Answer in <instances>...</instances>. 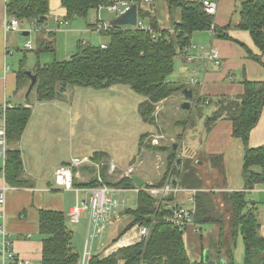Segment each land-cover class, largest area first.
<instances>
[{
	"label": "trees",
	"instance_id": "obj_1",
	"mask_svg": "<svg viewBox=\"0 0 264 264\" xmlns=\"http://www.w3.org/2000/svg\"><path fill=\"white\" fill-rule=\"evenodd\" d=\"M118 1L120 0H61L62 6L67 11V22L80 18L87 20L90 11L96 9V15L90 19L88 25L94 31L107 36L108 40L102 45L82 41L78 51L72 54L69 59L62 62L55 61L33 71L38 78L32 91L37 95L39 102L51 101L64 96L68 87L84 86L106 89L113 85L125 84L145 98L139 105L141 118L145 122L157 126L155 114L158 105L164 99L185 88L184 85L169 80L176 68V57L183 55L182 60L185 59L187 63H190L187 56L191 51L186 49L191 45L194 34L199 31H211L212 27H214L213 35L216 38L239 42L251 58L264 65V0L243 1L240 9L237 10L240 15L237 24H229L225 27L214 23V16L205 10L204 0H166L173 21V30L160 28L158 18L154 14L155 5H153L157 0L153 2L126 0L131 4L138 5L139 22L136 25L123 26L111 24L110 21L102 18V11L106 10L116 14V17L118 12H111L107 8L101 9L100 7L101 5H112ZM144 4H147L149 8L144 7ZM8 11L18 19H28L38 26L46 22L47 18L43 19V17H48L50 13V0H9ZM98 23H107L108 27L98 30ZM141 25L145 27H141ZM231 27L249 31L258 47V53L252 52L246 44L234 39L228 31ZM55 41L56 33L54 31L47 32L46 38L39 41L37 52H54L56 50ZM18 78L21 84L24 79L31 80L25 70L19 73ZM243 84L244 93L240 96H218L215 98L200 96L198 98L195 95L189 110L192 108L199 110L205 100L209 99L207 106L212 108L213 112L207 116L206 133L219 120L230 119L233 122L234 137L240 138L244 142L243 178L245 189L223 193L225 203L232 210L229 236L232 242L226 260L227 264H237L233 249L236 247L238 235L241 234L245 248L243 264H264V236L260 232V224L250 205V199H248V193L257 184L264 183V146L258 148L249 146L251 131L258 124L264 110V80L245 79ZM194 102L197 103L195 107ZM31 115L32 109L23 104L8 110L7 131L10 145L20 141ZM151 135H158V133L142 135L140 150L144 147L145 142L147 143L145 139ZM167 148V146H154L153 149L166 150ZM104 156L105 153L101 152L94 154L96 161ZM173 158L174 152L169 155L170 164ZM213 158L215 156L211 157V161ZM23 173L22 153L17 147L10 146L6 167L8 182L19 186L25 185L26 180ZM112 179L105 174L104 169L101 182L98 179H92L79 184L74 179V186L77 188L105 184L125 188L135 186L130 176ZM166 179L165 176L160 182L145 183L139 191L138 204L134 209L128 211L134 217L129 228L135 224L149 225L156 217L157 221L145 250L144 243L138 242L122 247L108 257L93 255L89 264H115L119 260H124L125 264H139L142 255L144 264H205V259L200 262L192 261L186 248L185 231L174 227L167 219L170 215L169 205L172 197L164 198L158 205L159 199L147 191L148 188L162 187L166 184ZM181 181L184 182V177ZM196 183L198 186H190L201 187L198 178H196ZM218 216L210 194L199 193L195 215L197 223L200 225L218 224L223 221L221 215L220 218ZM223 226L222 222V229ZM40 234L43 237L41 264H80L81 255L72 244L73 231L68 226V217L64 212L41 210ZM221 236L223 238V233ZM223 243V239H221L218 249H216L219 250V253H221L220 248Z\"/></svg>",
	"mask_w": 264,
	"mask_h": 264
},
{
	"label": "crops",
	"instance_id": "obj_2",
	"mask_svg": "<svg viewBox=\"0 0 264 264\" xmlns=\"http://www.w3.org/2000/svg\"><path fill=\"white\" fill-rule=\"evenodd\" d=\"M8 1L9 0H0V106L6 105L5 112L2 111L1 113L7 119V113L10 108L23 104L32 109V115L20 141L15 144H9V147L15 146L22 153L24 166L23 175L26 180V184L19 186L9 183L6 178L7 160L4 162L1 161L3 164H5V171H0V187L5 186L7 188L4 192L5 204L0 207V214L2 213L3 215H0V224H4L6 227L8 231V237L12 242V246L19 255H21L26 260L31 261L32 264H41L43 257V237L40 234V211H60L64 212L68 217L69 212L77 204V193L75 189L67 190L61 188L55 182L56 170L61 165L71 162L73 156L70 158L67 156L64 157V155L60 154H58L55 158L52 156V148L48 149L49 145L46 146V144L47 141H51V135L53 134L46 133V131L49 129H46L45 127L42 129L39 124H34V116L36 114L35 110L38 109V106L35 105V102L32 103L28 100L30 94L27 96V93L30 87V80L25 81L24 79V82L21 84L19 82L18 75L21 71H26L25 68L22 69V66H25L27 63V70L30 69L29 71L33 72L38 67H44L55 61L62 62L69 59L72 54L78 51L80 42L82 41H87L88 43L96 45L105 44L107 41L100 35L95 37V41L97 42H89L90 37L92 39V36H89V38H86L85 40H80V35L88 33L89 31L82 27V23L79 20L76 21V25L70 26L71 23L66 21L67 11L62 6L61 0H50V13L45 23L37 26L36 23L26 19L29 23V26H27L26 29L22 28V30L19 31L8 30L6 29V25H8L12 17H14V15H11L8 11ZM243 1L245 0H220L218 10L214 15V23L220 27H225L229 24H237L240 18L239 12L237 10L240 9L241 3ZM157 2L158 0L153 4L155 5L154 14L158 18L160 28L173 30V21L166 0H160V4H157ZM144 7L149 8L147 4H144ZM107 12L105 13V18L102 15L103 19L111 22L114 18H116V16L114 18L112 17L114 14ZM90 14L92 19V17L96 15V9L91 10ZM108 15L111 16L109 17ZM51 17H54L58 22L54 27H51L49 23V19ZM23 22V20H20L21 25ZM64 25L68 27L65 30L62 27ZM31 31L34 33L33 38L35 45H33L31 40H28L25 42L26 49L32 50L35 48L37 52L39 41H41L42 38H46L47 32L54 31L56 33V50L54 52H37V61H29L26 55H24L23 58H20L19 53L16 52L20 43L19 33L23 32V35L27 36L31 34ZM228 31L234 39L246 44L252 52L258 53V47L255 45L249 31L235 27H231ZM28 42H32V48L27 47ZM199 43H202L203 45ZM211 47H214L218 50L220 57L218 61L210 62L207 70H204V67L201 66L202 61L199 59L195 60L194 62H190L191 64H197V67H194V65L188 66L189 63H185V61L182 60L184 57L183 55L179 57L180 62L183 64L181 70H187L188 73L181 74V78L178 79V83L184 85L185 88H192L194 96L197 94H201L208 98H215L218 96H240L244 93L243 82L245 79L250 81L264 80V65L251 58L247 50L239 42L235 40L216 38L210 30L196 32L192 39L191 45L188 48L186 47V50L191 51L192 53H194V50H197V53L195 54L198 55L203 53V48L208 50ZM192 77L199 78L201 83L193 84L190 80ZM181 92L182 91L174 94L172 97L173 99H171L167 105L169 107H175L174 116L178 118V122H180V124H183L185 117L188 116L189 113L185 114V110L182 108L184 98L182 97ZM35 97L36 100V94ZM170 98L171 96L168 99ZM144 99L145 98L143 97L142 101ZM164 101H161L160 104H163ZM44 102L47 101L40 103ZM158 109L160 112L159 105ZM200 109L198 114L200 117L202 116V127H204L205 130L207 116L212 114L213 109L206 106H202ZM175 125L177 126L176 123ZM53 126H57V124ZM181 126L186 127L184 125ZM156 127L159 130H164V132H160L158 135H164L161 133H165L166 135L169 133L166 132V129L171 127V124L167 122L166 118L160 117V119L157 120ZM146 133L155 132L147 131ZM180 134L181 132H176L175 136ZM175 138L176 140L178 139L177 137ZM198 141L199 143L197 144V149L194 151L196 155L201 158L215 156L212 161L204 160V163H207V169L212 170V172L209 174V177L211 178L209 180H204L199 172H197V169L192 166L195 177L203 178V181L200 182L203 185L201 187L204 188V186L207 184L210 185L209 187H211L208 191L201 190L198 193H209L210 198H212L213 201V193L211 192H215V189H221L223 190L221 192L222 201L225 203L222 194L223 192H232L238 190L242 191L245 189V180L243 178L245 158L244 142L240 138L234 137L233 122L230 119L219 120L208 133L205 131L204 133L200 134ZM139 145H141V138ZM170 145V149L167 148L166 150H154L156 151L154 156H156V159L158 160L156 165L158 169L157 173H159L160 176L162 175L161 180L166 176V172L168 171L167 168L170 163L169 155L175 150V144L172 142ZM160 146L166 147L167 145L161 142ZM249 146L251 148L264 146V110L261 114L258 124L251 131ZM148 148L147 145H145V147H143L140 152L142 151L144 153H150V151L147 150ZM148 155L149 158L151 154ZM137 157L138 154L134 155V157L130 160L131 166H129L127 170H123L118 164L116 165V163L113 162L112 158L103 157L96 161L94 155H92V164L87 163V166L82 168H79V166L75 170V182L80 184L91 181L92 179H98L99 181V178L102 179L104 169L105 174L109 176L116 175V171L118 169L121 171L119 178H122L123 176L127 175L130 169H133V163H136L137 165V162H134ZM196 163L200 164L202 161L198 159ZM102 164L104 165L101 170L98 168L96 170L95 168L91 167V165L100 167ZM112 165L114 167L113 173H111ZM218 167L220 170L219 172L213 171L214 168ZM256 168L259 169V167ZM212 173H214V175ZM134 174L138 175L142 179L138 172L129 176L132 177ZM211 175H213V177ZM142 180L144 181V184L149 183L147 180ZM183 185L187 188H193L190 186L188 187V185L185 184ZM163 186L160 187V190L163 188ZM79 187L83 188V186ZM117 188L120 190L129 189L125 187ZM131 188L137 189L139 194V191L142 187H139L135 184V186ZM150 189L151 188L147 189L149 193H151ZM115 192L116 191H111L110 195L114 196ZM189 193V191H186L177 194V203L184 207L197 209V201L193 202L192 200H194V197L191 198V194ZM78 195L79 199L81 200H87L89 197V194L85 190H81ZM248 196V199H250L251 203L250 205L252 206L256 214L257 221L260 224V232L264 236V183L257 184L255 188L248 193ZM172 201H174L173 197L170 203ZM186 203H191L192 207L186 206ZM125 207L126 205L124 206L121 203L118 206H112L110 210L111 219L108 220L107 223L98 222L96 227L89 226V211L82 213L78 223H72L68 218V226L73 231L72 244L75 250L80 253V259H82L84 254L88 234H91L90 244L92 247V254L100 255L101 257H108L122 247L130 246L139 242V234L136 228L137 224L129 228L134 220V217L128 211L130 209H134L136 206L134 208L128 207L126 209ZM227 207L231 213V217H229L231 224L232 210L230 206L227 205ZM115 208L119 210H115ZM82 221H85L86 227L88 225L84 245L82 244V241L80 240V234L78 233L79 227L76 229V225L81 224ZM196 222V218H194L193 222L187 227L185 232V234H187L186 245H188L186 248L192 261L200 262L202 259H204V255L206 254L209 257V260L214 261L215 264H227L226 256L228 249H230L231 243H229L228 247H225V245L222 246L220 248L221 253H219V250H211L209 247L203 250L202 245L204 241H202V229L200 230L201 225L198 223V225H196ZM108 224L110 227L108 234L105 235L107 237L106 241L99 242L97 244L95 240L96 237L94 235L95 230L98 229V226L100 225L103 234ZM214 224L216 223H213V228L210 229H214ZM74 226L76 233H74L73 230ZM197 229L199 230L197 231ZM225 230L221 232L223 233L224 241L226 239L228 241L230 240L229 242H231L232 239L229 237L230 232H225ZM235 248L233 249V254L236 258ZM217 256H220V262L216 260Z\"/></svg>",
	"mask_w": 264,
	"mask_h": 264
},
{
	"label": "rangeland",
	"instance_id": "obj_3",
	"mask_svg": "<svg viewBox=\"0 0 264 264\" xmlns=\"http://www.w3.org/2000/svg\"><path fill=\"white\" fill-rule=\"evenodd\" d=\"M157 4H160V0H158ZM219 7V6H218ZM107 11H102V15L105 18V13ZM108 13V12H107ZM109 17L111 15H108ZM116 14L112 15L114 18ZM91 19V14L89 13V16L87 17V20L85 18H80L79 21L82 23V27H84L86 30H88V33H84L80 35V40H85L86 38H89V36H92V39L90 37L89 42H97L95 41V37L98 35L102 36L106 41L108 40L107 36L101 35L100 33L91 30L89 21ZM22 28H25L29 26V23L26 19H23ZM78 20L74 19L69 21L71 25H76ZM49 23L51 27H54L57 25V21L54 17H51L49 19ZM63 29H67L68 27L66 25L62 26ZM34 33L31 31L30 35L24 36L23 32L19 33L20 43L19 48L16 50L17 53H19L20 58H23L24 55L28 58L29 61H37L38 60V54L34 49H26L25 48V42L26 41H32L34 44ZM203 45L202 43H199ZM194 53H197V50L193 51ZM182 55H178L176 57V68L174 70V73L169 77V80L174 82H179L178 79L181 78V74L188 73L187 70H181L182 63L180 62L179 57ZM185 63L186 60L184 59ZM184 63V62H183ZM28 63L24 66H22V69L27 70ZM197 67L196 63L188 64V66ZM176 71V72H175ZM25 81H28L25 79ZM31 84V80H30ZM194 84V83H193ZM200 84V83H199ZM178 93V92H177ZM198 95V94H197ZM173 95L170 99L164 101L163 104H159L160 106V112L158 111V108L156 110V120L160 119V117H164L167 119V122L171 124V127H168L166 132H169L165 135L164 138L161 140L159 144H149L150 139H152L153 136H148L145 140V145L151 146L147 150L150 151V153H144L140 152V138L142 135H144L147 131L155 132L156 134H160V132H164V130H159L155 124L145 122L139 113V105L143 99V97L136 93L133 89L130 88V86L125 84H117L112 86L111 88L106 89H94L91 87H84V86H76V87H68L64 96L60 98H56L51 101H47L44 103L36 102L35 100V92L32 91L29 96V101L32 103L35 102V105L38 106V109L35 110L36 114L34 116V124L37 123L41 126L43 129L44 127L46 129H49L46 131V133L53 134L50 137L52 138L51 141H47V145H49L48 149L52 148V156L55 158L58 154L64 155L67 157L75 158V157H84L88 156L92 158V155H94L96 152L105 153L106 158H112L113 162L118 164L123 170H127V168L130 165L131 158L134 157V155L138 154V157L136 160H134L133 163V169H128L129 173L125 176H129L133 173H139V175L142 177V179L147 180L149 184L160 182L162 175L160 176L157 169V162L154 151L155 147L160 146V143L163 142L167 145V147L170 149L171 145L170 143H178L179 140H184V148L186 149L184 151L183 156V168L179 171L180 179L184 182H179L181 187L185 190L180 191L179 193H183L186 191H189L191 194V198L194 197L193 202L197 201V195L199 194L201 190L208 191L211 187L210 185L204 186V188H187L183 184L193 186H198L196 183V177L192 170V166L197 169V172L201 175V177L204 178V180L211 179L209 177V174L212 172V170L207 169V163H204V160L211 161V157L207 158H201L198 155L195 154L194 151L197 149V144L199 143V135L204 133V127H202V116L200 117L199 110L192 108V110L184 109L185 114L189 113L188 116L185 117L183 124H180L178 122V118L174 116V108L173 106H168V102L173 99ZM194 97V96H193ZM193 100V99H192ZM191 100V103H192ZM209 99L208 102H205L203 106L208 107L209 105ZM180 102V101H179ZM166 103V104H165ZM170 104V103H169ZM162 106V108H161ZM177 106V105H176ZM201 110V109H200ZM177 124V126L175 125ZM57 124V126H53ZM181 125H184L186 127H183ZM175 129V130H174ZM157 131V132H156ZM173 132V133H170ZM176 132H181L180 135H176ZM44 133V132H43ZM149 135V134H148ZM57 136V137H55ZM167 136V138H166ZM177 137L178 139L176 140ZM61 138V139H60ZM166 138V139H165ZM60 139V140H59ZM159 140V138H158ZM168 149V151H169ZM153 152V153H152ZM148 154H151V156L148 158ZM153 156V157H152ZM200 159L202 163H196V161ZM165 162V161H164ZM92 164V163H90ZM105 164V163H104ZM100 167H96L91 165V167L97 168L99 170L102 169L103 165ZM123 164V165H122ZM88 164L82 165L79 168H82L84 166H87ZM185 166V167H184ZM152 168V169H151ZM156 172H155V170ZM169 168V169H168ZM167 168L166 172V178H169V172H170V163ZM184 169V172H183ZM154 170V172H153ZM90 171V170H89ZM213 171L219 172V167L214 168ZM121 171L117 169L116 175H110L109 177H112V180H116L120 177ZM126 173V172H125ZM214 175V173H212ZM213 175H211L213 177ZM203 178H198L200 182L203 181ZM164 179V178H163ZM202 179V180H201ZM168 181V179H166ZM166 181V183H167ZM201 186L202 183H200ZM106 185V184H105ZM110 188H117V186H111L106 185ZM192 187V186H190ZM223 190L221 189H215V192L213 193V201L215 206V212L223 219V221H220L218 224H203L200 226V230L202 233V241L203 242V250L207 249L208 247L211 250L218 249L219 243L221 239H223V245L225 247L229 246L228 240L222 238V231L230 232V221L229 217H231L230 210H228V207L226 203H223L221 192ZM193 192V193H192ZM210 192V191H209ZM224 193V192H223ZM222 193V194H223ZM110 196V194H109ZM156 199H158L159 196L153 195ZM114 202H119L126 205L125 209L128 207L134 208L138 204V191L135 188H129L128 190H120L116 191L114 196L112 195ZM212 197V196H211ZM249 198V196H248ZM186 206L192 207L191 203H186ZM229 206V205H228ZM188 208V207H186ZM115 210H119L115 208ZM218 216V217H219ZM219 217V218H220ZM83 218V216H82ZM222 222L224 224L223 229L221 228ZM196 225L197 222H196ZM79 227L78 233L80 234V240L82 241V244L84 245V240L86 236V232L88 229V225L86 227L85 221H82L81 224L76 225V229ZM110 225L108 224L104 235L102 234L100 225L98 226V229L95 230V240L97 244L99 242L106 241L107 237L105 235L109 232ZM210 229V230H209ZM74 233H76L75 226H74ZM103 235V236H102ZM186 235H184L185 243H186ZM101 236V237H100ZM148 243V242H147ZM147 243L144 244V250L147 246ZM188 247V245H186ZM244 241L242 235H238L236 239V248H235V254H236V263L237 264H243L244 260ZM142 257V256H141ZM221 261L220 256H217V259ZM219 261V262H220Z\"/></svg>",
	"mask_w": 264,
	"mask_h": 264
},
{
	"label": "built area",
	"instance_id": "obj_4",
	"mask_svg": "<svg viewBox=\"0 0 264 264\" xmlns=\"http://www.w3.org/2000/svg\"><path fill=\"white\" fill-rule=\"evenodd\" d=\"M147 2H153L154 0H145ZM220 0H204V6L207 13L211 15H215L218 6H219ZM131 3H129L126 0H120L112 5H101V9L107 8L111 12H118V15L126 12L130 7ZM139 22V19L138 21ZM108 27L107 23H98L97 29H106ZM141 27H145L144 25H141ZM6 29L8 30H15L19 31L22 30L20 20L14 16L12 17L10 23L6 25ZM211 32L213 34L214 27H212ZM28 48H32V42L27 43ZM203 53L195 54L192 52L188 53V61L194 62L195 60L202 61L201 66L204 67V70L208 69V65L212 61H218L219 59V53L218 50L214 47H211L208 50L202 49ZM192 83L199 84L201 83L199 78L192 77L190 79ZM198 98L200 96H203L201 94L197 95ZM206 102H208V99H206ZM205 102V103H206ZM194 107L197 105V103H193ZM6 105L0 106V171H5V164H3L1 161L7 160V154L9 150V141H8V131H7V119L5 116L1 113L2 111L5 112ZM151 138V136L149 137ZM159 138V140H158ZM160 138L163 139L164 135H155L150 139L151 143L153 144H159ZM186 149L184 148V140H179L178 143H176V149L174 150V158L172 160V163L170 165V172H169V178L167 177L168 181L163 186V188L160 190L157 188H151L150 192L152 195L159 196L158 199V205L164 200L166 197H173L174 201H172L169 205L170 207V215L167 217L168 221L172 223L174 227H177L181 230H184L186 232L187 227L193 222L195 215H196V208H186L184 206H181L177 203L176 195L179 194L180 191H183L181 185L179 182H181L179 171L181 168H183L182 162H183V156L184 151ZM92 159L88 156L84 157H75L71 160V162L61 165L57 170L55 174V182L56 184L64 189L72 190L75 189L77 193V204L73 207V209L69 212L68 218L70 222L72 223H78L80 220V217L83 212L89 211L90 213V221L89 226H97L98 222L107 223L108 220L111 219V207L112 206H118L120 205L119 202H114L113 197L109 194L111 191H118L120 189L118 188H110L106 185L102 186H96V187H88V188H77L74 186V175L75 170L84 164L91 163ZM114 167L111 166V173H113ZM130 172V171H129ZM128 172V173H129ZM127 173V174H128ZM99 181L101 182L102 179L99 178ZM7 187L3 186L0 187V207H2L5 204V189ZM81 190H85L89 197L87 200H81L79 199L78 193ZM192 200V199H191ZM193 201V200H192ZM1 216L2 213L0 214ZM156 217L153 218L151 223L149 225H142L137 224L136 228L139 234V242H143L146 244L150 237L151 232L154 227V224L156 223ZM199 229H197L198 231ZM0 237H1V243H0V264H32L31 261L26 260L21 255H19L13 248L12 242L8 237V231L4 224H0ZM91 234H88L84 254L80 261V264H89V261L92 254V247H91ZM116 264H125L124 260H120ZM139 264H144L143 255L141 257V260Z\"/></svg>",
	"mask_w": 264,
	"mask_h": 264
},
{
	"label": "water",
	"instance_id": "obj_5",
	"mask_svg": "<svg viewBox=\"0 0 264 264\" xmlns=\"http://www.w3.org/2000/svg\"><path fill=\"white\" fill-rule=\"evenodd\" d=\"M46 19L47 17H43V19ZM138 21V5L136 3L132 4L131 7L124 13L118 15L116 18H114L111 21V24L123 26V25H136ZM26 74L31 78V84L27 93V96L32 91L33 86L37 82V74L33 73L32 71H26ZM182 97L184 98V102L182 104L183 109H189L191 107V100L193 99V89L192 88H185L181 92ZM174 149H176V145L174 146ZM132 179L134 183L142 187L144 185V181L136 174L132 175ZM205 264H215L214 261L209 260V257L205 254L204 255Z\"/></svg>",
	"mask_w": 264,
	"mask_h": 264
}]
</instances>
